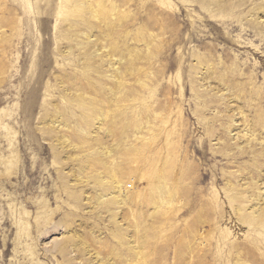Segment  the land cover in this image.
Listing matches in <instances>:
<instances>
[{"label":"rangeland","instance_id":"374dc122","mask_svg":"<svg viewBox=\"0 0 264 264\" xmlns=\"http://www.w3.org/2000/svg\"><path fill=\"white\" fill-rule=\"evenodd\" d=\"M215 1L0 0V264H264V0Z\"/></svg>","mask_w":264,"mask_h":264},{"label":"bare ground","instance_id":"6f19581e","mask_svg":"<svg viewBox=\"0 0 264 264\" xmlns=\"http://www.w3.org/2000/svg\"><path fill=\"white\" fill-rule=\"evenodd\" d=\"M200 1H204V0H200ZM207 2H206V5H213V7H216V6H219L220 7V4L219 3H217L215 0H206ZM200 4H202L203 5V2H200ZM217 4V5H216ZM219 4V5H218ZM216 5V6H215ZM114 184H115V186H114V192H115V198L119 201V202H122V199H121V195H120V193H121V191H120V188H121V185H120V182L119 181H114ZM113 189V188H112Z\"/></svg>","mask_w":264,"mask_h":264}]
</instances>
